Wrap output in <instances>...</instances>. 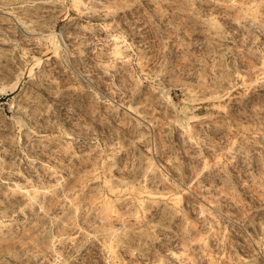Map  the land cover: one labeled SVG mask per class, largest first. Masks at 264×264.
I'll use <instances>...</instances> for the list:
<instances>
[{
	"label": "rangeland",
	"instance_id": "rangeland-1",
	"mask_svg": "<svg viewBox=\"0 0 264 264\" xmlns=\"http://www.w3.org/2000/svg\"><path fill=\"white\" fill-rule=\"evenodd\" d=\"M0 264H264V0H0Z\"/></svg>",
	"mask_w": 264,
	"mask_h": 264
},
{
	"label": "bare ground",
	"instance_id": "bare-ground-1",
	"mask_svg": "<svg viewBox=\"0 0 264 264\" xmlns=\"http://www.w3.org/2000/svg\"><path fill=\"white\" fill-rule=\"evenodd\" d=\"M23 194V193H22ZM23 196L25 197V194H23Z\"/></svg>",
	"mask_w": 264,
	"mask_h": 264
}]
</instances>
